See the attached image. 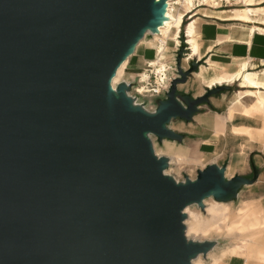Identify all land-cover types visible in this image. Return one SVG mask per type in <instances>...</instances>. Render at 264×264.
<instances>
[{
  "label": "water",
  "instance_id": "95a60500",
  "mask_svg": "<svg viewBox=\"0 0 264 264\" xmlns=\"http://www.w3.org/2000/svg\"><path fill=\"white\" fill-rule=\"evenodd\" d=\"M158 1L0 0V264H192L215 244L187 241L183 211L257 180H228L215 164L194 181L165 175L149 136L182 141L171 122L190 123L224 89L178 93L199 67L183 71L186 48L155 112L134 106L126 83L113 91L159 33Z\"/></svg>",
  "mask_w": 264,
  "mask_h": 264
},
{
  "label": "rangeland",
  "instance_id": "374dc122",
  "mask_svg": "<svg viewBox=\"0 0 264 264\" xmlns=\"http://www.w3.org/2000/svg\"><path fill=\"white\" fill-rule=\"evenodd\" d=\"M254 4L257 3L253 2ZM257 6V5H255ZM237 9V8H233ZM232 9V10H233ZM231 11H226V16L231 14ZM252 12L260 15L263 12L261 9L257 7L251 9ZM213 15H221L216 12H210ZM222 16V15H221ZM236 16L243 17V13L235 12L233 19ZM223 17V16H222ZM253 21L254 19L251 18ZM201 21H203L201 19ZM211 21V20H205ZM254 22V21H253ZM223 23V22H221ZM229 23H239L236 21H229ZM201 25V23H200ZM174 35V33H172ZM144 46L138 48L135 55L130 58V61L127 62L125 68L122 70L121 75L116 80L115 84H119L122 81L127 80L128 82H134L131 91V94L136 100L140 102V106L143 109H146L148 112L153 113L158 107V103L165 99L166 92L161 93L159 96L150 97V96H140L136 89H138V79L141 77L145 72L147 64L149 62H153L155 60L156 52L154 48H159V45L156 43L155 38L149 35L146 38V41L143 42ZM168 48L170 51L174 49L173 42L170 41L168 43ZM180 50V49H179ZM175 51L173 52V56H168L167 58H163L162 60L170 61L169 68L174 69L176 67L175 63L172 62L174 58ZM197 57L196 60L198 61ZM140 59V66L135 69L134 65L136 60ZM177 59V58H176ZM186 58H183L181 61V67L183 68L184 72H187L191 69V62H184ZM206 61L200 63L199 65H205ZM165 65V63H162ZM200 67V66H199ZM198 67V70H199ZM252 67V65H251ZM253 68V67H252ZM196 72L191 73L185 83H180L178 85V93L180 95H188L192 99H198L203 97L208 93L207 90L203 85L200 84L199 80H203L202 74L200 76L195 75ZM253 73L254 72L252 69ZM134 76V78H133ZM169 80H176L181 78L179 75L177 76L174 73V78L168 76ZM171 77V79H170ZM132 78V79H130ZM216 78L208 81L206 86L209 89H213L215 86H218L216 83L212 87H209L211 82L214 81ZM134 80V81H133ZM119 81V82H118ZM172 81V82H173ZM168 83V82H167ZM172 85V83H170ZM116 86V85H115ZM224 89L218 90L214 94H212L208 101L203 103L198 107V112L194 116L195 118L207 117L209 123L215 124L217 117H224L227 113L228 107L230 108L229 116L231 117L235 113H241L243 115L253 117L258 116L253 111V106L256 103V99L252 97L245 98V90L242 89L241 83L239 81H235L232 84H225ZM171 87V86H170ZM216 89V88H215ZM237 104L240 106L236 107ZM241 115H238L240 117ZM259 117V116H258ZM263 121L264 127V118H261ZM227 124V122H226ZM169 128L174 131L175 133L183 136L182 141H171V140H163L160 141L156 136H153V142L155 147V152L158 156H167L175 158L177 161L176 164L171 166L168 169L169 177L174 178V180L179 181L180 183H184L187 179H191L194 181L197 178V174L200 170L205 169L210 165H217L220 168H224L223 164L227 163V170H226V178L228 180L242 175L239 174V171L242 172L239 168L235 169L233 167L235 165V160L231 159V153L226 154L224 158L218 157L219 155H203L199 152V142L190 140L188 133L190 132V127L187 122L182 120H173L169 125ZM226 128V125H225ZM194 130V129H193ZM199 129H197L198 131ZM225 130V129H224ZM197 131L196 135L193 136V139L197 138ZM195 137V138H194ZM190 151H197L203 157H196L195 152L191 155L189 154ZM191 153V152H190ZM216 160V161H214ZM234 162V163H233ZM243 165H241L242 167ZM248 168L251 167V163H247ZM226 169V168H225ZM235 171H234V170ZM249 171V170H248ZM244 173V172H242ZM241 173V174H242ZM176 182V181H175ZM250 187H241L238 192V196L236 199H233L230 202H217L213 198H209L204 200L203 207L198 205H193L189 208L188 214L186 215L185 222L187 227V235L189 238L194 239L196 238L199 241H209L213 242L216 247L215 251L210 255L202 256L196 264H232L234 259H239L242 264H264V260L260 258L259 255V243L255 242L254 250L252 253L247 252V249L244 248L243 242L241 241V237L243 236H250L251 234H255V241L257 234L259 232L264 231V216L262 212V208L264 209L263 202L258 199L254 200V196L249 193ZM263 193V192H262ZM255 197L260 195V192H254ZM248 202H253L261 206L260 208H256L254 206H250ZM184 220V221H185ZM237 229L239 232L244 233L241 236L237 235ZM186 230V228H185ZM246 249V250H245ZM202 260V261H201Z\"/></svg>",
  "mask_w": 264,
  "mask_h": 264
},
{
  "label": "crops",
  "instance_id": "0c3cea01",
  "mask_svg": "<svg viewBox=\"0 0 264 264\" xmlns=\"http://www.w3.org/2000/svg\"><path fill=\"white\" fill-rule=\"evenodd\" d=\"M257 4H259L257 8L263 12L258 16L252 17L254 22L248 17L253 24L246 23L242 18H237L240 16H236V19H241V21L234 20V13L233 15L226 16L227 13L225 11L202 12L211 21H201L198 19L197 22V33L199 35L197 42L200 46V52L195 55L200 57L197 63L200 64L206 61V66L199 65V70L195 75L200 76L202 74L204 79H200L199 82L207 90H211L206 86L208 81L218 76L217 79L211 82L209 87H212L214 83L217 85L223 84V82L221 83L222 76H234L240 66L246 63L249 65L251 73H253V69L254 72H257L253 74L264 75V0H257ZM210 12H216L223 17L221 15H213ZM243 17H246V15L243 14ZM229 21L240 22V24L229 23ZM174 50L172 49L169 52V56H171ZM140 62V59L136 60L135 69L140 66ZM235 81H239V79L234 78L228 84H232ZM219 87L223 88L224 86ZM215 88L217 86L213 90ZM245 98L248 97L245 95ZM238 106L240 104L236 105V107ZM229 111L230 108L228 107L226 115L224 117H217L215 124L209 123L206 116L201 118L194 117L190 123H187L189 124L190 132L186 133L191 137L190 140L199 142V152L203 155L214 154L215 156L219 155L218 157L224 158L226 154L231 153V159L235 160L233 167L235 169L239 168L244 172L239 171V174L243 178L252 181L255 178L256 172L257 180L245 187H250L249 193L254 196V200L260 199L264 204V127L261 119L264 118L263 114L257 110L256 103L253 106V111L259 117H249L241 113H235L230 117ZM238 115L241 116L238 117ZM197 129L199 130L197 131ZM196 131L197 138L194 137L195 139H193ZM193 152H195L197 158L203 157L197 151L189 150L190 155ZM249 162L251 163L250 168L247 166ZM241 165L243 166L241 167ZM223 167L227 170V163H224ZM254 192H260V195L255 197ZM248 203L250 206L256 208L261 207L253 202ZM262 212L264 216L263 208ZM232 264H242V262L239 259H234Z\"/></svg>",
  "mask_w": 264,
  "mask_h": 264
},
{
  "label": "bare ground",
  "instance_id": "6f19581e",
  "mask_svg": "<svg viewBox=\"0 0 264 264\" xmlns=\"http://www.w3.org/2000/svg\"><path fill=\"white\" fill-rule=\"evenodd\" d=\"M160 1V0H159ZM158 1V2H159ZM257 0H244L245 2V7L244 8H237V9H233L231 12V15H233V13L235 14V12H241L243 14L246 15V17H237V18H242L243 21H245L246 23H252V21H250V19L252 17L258 16V14L254 13L251 11V9H254L256 7L259 6V4H254L253 2H256ZM176 2V0H167V5H168V10L166 12V19L164 20L162 26L159 28V33L155 34L152 32H147L145 37L143 38V40L139 43L138 48H140L141 46H144L143 42L146 41V38L149 37V35L153 36V38H155L156 43L159 45V48H154L155 52H156V56L153 62L154 65L158 66L159 72L162 73H166V69L169 66L170 61L167 60H162L163 58H167L169 56V52L170 49L168 48V43L170 41L173 42V46H174V51L175 53L179 51L180 48L187 50V53L185 54L184 58H186L184 60V62H191L193 61L194 63H197L198 61L196 60L197 56L195 54H199L200 52V46L197 42V38L199 37L198 33H197V22H198V18H195L193 21H191L189 23V25L186 27L185 30H183V26H184V12H180L178 11L174 6L173 3ZM257 5V6H255ZM185 7V10L188 11L189 10V2L187 1L186 4L183 5ZM218 12V11H217ZM250 19H249V18ZM234 20H238L241 21V19H234ZM172 33H174V35H172ZM182 35H184V39L182 37ZM194 38V39H193ZM183 40V42H182ZM194 52V53H193ZM176 55V54H175ZM174 55V58L172 59V62H174L176 60V57ZM171 56H173V53L171 54ZM129 61V59H127L123 65L119 68L116 76L114 77L113 81H112V88L114 92H117V86L121 83H126L128 86H130L131 84H133L132 82H128L127 80L120 82L119 84H115L116 80L119 78V76L121 75L122 70L125 68L127 62ZM162 63H165L162 64ZM243 63V62H242ZM173 69V68H172ZM175 72V68L173 69ZM169 73V72H168ZM165 77L167 78L166 74ZM234 78H238L239 82L241 83V88H243L245 90V95L247 97H252L254 99H256V106H257V110L259 112H261L263 114L264 117V75L263 74H253L249 71V65L243 64L240 66V68L238 69V72L234 75V76H222L221 78V83L223 82V84H218L219 86L224 85L225 83H231ZM146 76H142V80H145ZM119 82V81H118ZM116 85V86H115ZM218 86V87H219ZM213 90V89H211ZM140 93H142V91H140ZM127 95L133 100V105L138 107L140 106V102L138 100H136L131 94H129V92L127 93ZM145 111H147L146 109H144ZM148 112V111H147ZM149 139L151 141L153 150L155 152V147H154V142H153V136H149ZM155 155L158 158H165L168 162V168L165 170V175H168V169L173 166L174 164L177 163V161L175 160V158H170V157H165V156H158L155 152ZM226 176V175H225ZM176 183L180 184L179 181L175 180ZM204 202V201H203ZM193 206L190 205L188 206L184 211L183 214L186 216L188 214V210L189 208ZM187 219L183 222V225L185 226L186 230H185V237L187 239L188 242L194 243V244H199V243H203V242H209V241H199L196 238L191 239L188 237L186 231H187V227H186V222ZM244 233H241L238 231L237 229V235L241 236ZM258 236L256 237L255 241V234H251L249 237L248 236H243L241 237V241L243 242L244 248L247 249V252L252 253V251L254 250V244L255 242L259 243V255L260 258L264 260V231L263 232H259L257 234ZM216 247H213L209 253L207 255H210L211 253H213L215 251ZM245 249V250H246ZM203 255H199L197 256L195 259L192 260V264H196L197 261H199L201 259ZM202 261V260H201Z\"/></svg>",
  "mask_w": 264,
  "mask_h": 264
},
{
  "label": "built area",
  "instance_id": "2783aa9c",
  "mask_svg": "<svg viewBox=\"0 0 264 264\" xmlns=\"http://www.w3.org/2000/svg\"><path fill=\"white\" fill-rule=\"evenodd\" d=\"M189 2V10L186 11L184 4ZM244 0H176L173 6L180 12H184V26L183 30L189 25L195 18L207 20L206 16L202 13L203 11H231L233 8H244ZM168 10V5H167ZM177 53V52H176ZM185 56V55H184ZM176 57V55H175ZM177 58V57H176ZM156 60V59H155ZM176 67V60L174 61ZM173 69L167 67L166 73H160L158 66L154 65V62H149L145 69V73L142 76H146L145 80H142V76L138 79V89L136 91L140 96H159L161 93H167L173 80H169L168 76L173 77L174 73L178 76L177 67ZM169 72V73H168ZM165 74L167 78L165 77ZM170 77V79H171ZM174 78V77H173ZM168 82V83H167ZM134 84V82H133ZM133 84L130 86L132 87ZM142 91V93H140Z\"/></svg>",
  "mask_w": 264,
  "mask_h": 264
}]
</instances>
